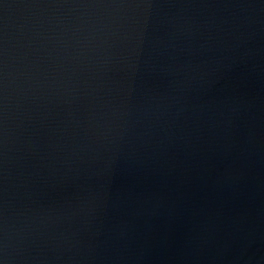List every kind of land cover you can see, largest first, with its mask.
<instances>
[{
  "label": "water",
  "instance_id": "95a60500",
  "mask_svg": "<svg viewBox=\"0 0 264 264\" xmlns=\"http://www.w3.org/2000/svg\"><path fill=\"white\" fill-rule=\"evenodd\" d=\"M0 264H264V0H0Z\"/></svg>",
  "mask_w": 264,
  "mask_h": 264
}]
</instances>
